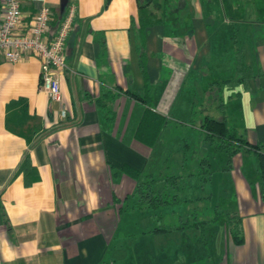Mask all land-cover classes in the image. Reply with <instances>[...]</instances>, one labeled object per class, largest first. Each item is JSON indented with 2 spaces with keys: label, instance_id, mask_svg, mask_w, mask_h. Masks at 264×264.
Instances as JSON below:
<instances>
[{
  "label": "crops",
  "instance_id": "crops-1",
  "mask_svg": "<svg viewBox=\"0 0 264 264\" xmlns=\"http://www.w3.org/2000/svg\"><path fill=\"white\" fill-rule=\"evenodd\" d=\"M171 4L151 0L160 21L148 24L139 0H69L64 11L61 0H22L24 20L51 8V33L71 8L74 15L62 102L40 89L39 58L13 63L0 54V264H109L116 240L132 233H119L122 222L137 209V180L125 168L167 174L162 164L173 155L177 133L179 173L209 159L211 172L193 175L210 191L204 198L216 200L215 211L228 205L242 218L244 242L235 243L221 225L213 249L203 247L205 260L264 264L259 160L243 149L229 167L228 154L216 152L201 128L206 114H225L248 141L264 145V0H181L176 22L168 21ZM5 10L0 0V24ZM238 50L253 76L228 87L223 82L238 76ZM131 92L150 95L151 107L170 120L153 146L136 137L147 105Z\"/></svg>",
  "mask_w": 264,
  "mask_h": 264
},
{
  "label": "rangeland",
  "instance_id": "rangeland-1",
  "mask_svg": "<svg viewBox=\"0 0 264 264\" xmlns=\"http://www.w3.org/2000/svg\"><path fill=\"white\" fill-rule=\"evenodd\" d=\"M180 2L181 0H171L172 4L168 7V21H177L178 13L176 12L181 10ZM183 17L184 14L181 15L179 20ZM208 102L211 101L208 100ZM202 103L203 105L198 104L196 107L194 117L196 124H199L204 116L202 107L207 106L205 105L207 104L206 100H203ZM181 137L182 134L179 133L174 135L173 144L171 143L173 155L170 157L169 163H166L168 161L161 163L164 169L168 166L167 174H178L180 172L177 144ZM159 156V153L158 155L155 154L152 162L153 168H156L159 164ZM191 168L195 170L196 165H192ZM184 178L185 180L179 185L180 189L177 190L180 198L178 203L166 205L158 210L137 208L130 216L129 222L126 220L122 222L119 233H132L128 237L123 235V237L116 240L118 247L114 251L111 250L107 256L110 261L109 264H165L167 262L168 264H209V261L205 260L204 254L206 251L203 250V247H206L208 252L213 249L216 232L220 229H225L220 223L209 221L205 227V235L197 228L176 230L173 231L174 233H165L164 236L160 235L159 237L154 236L153 232L149 231L159 224V221L154 216L157 213L163 215L161 223L166 224H180L182 220L192 219L194 216H197L200 220L208 221L214 215L216 200L212 201L209 197L204 198V195L210 194V191L209 189L202 190L200 177L186 176ZM164 190L172 192L169 188H164ZM199 195H202V198H197ZM221 208L222 210L220 211L223 213L230 212L228 205H223ZM205 240H207L206 243ZM162 252H164L163 259L159 258ZM114 258L117 260L115 263L113 262Z\"/></svg>",
  "mask_w": 264,
  "mask_h": 264
},
{
  "label": "trees",
  "instance_id": "trees-1",
  "mask_svg": "<svg viewBox=\"0 0 264 264\" xmlns=\"http://www.w3.org/2000/svg\"><path fill=\"white\" fill-rule=\"evenodd\" d=\"M109 1L110 0H107V3ZM150 2L151 0H139V10L141 12V17L144 18L146 15L148 24H155L160 20L148 8ZM141 66L145 72L146 65L144 60H141ZM236 67L238 76L223 82V84L228 87H234L236 84L246 83V81L253 76L252 67L247 64L245 56L241 50H238L236 53ZM131 95L136 99L142 100L147 105L138 126L136 137L139 142L148 146H153L159 141L164 127L170 122V120L165 115L151 107L150 95L147 94L146 96H141L134 92H131ZM201 128L204 131L205 140L214 147L216 152H226L228 154L229 167L232 166L233 157L243 149L257 156L262 178L261 191L264 196V145L248 141V139L235 127L229 125L225 114L222 119H217L206 114L201 122ZM28 163L29 158L27 157L18 169L17 174L23 172ZM208 165H210V160L203 159L200 163L199 169L196 171H184L183 173L164 174L156 177L154 175H143L141 172L131 167H126L125 169L128 171V175L137 180L135 191L138 195L137 208L158 210L166 205L178 203L180 199L177 190L179 189L181 179L186 176L203 175L207 171L211 172L210 170H206ZM201 167L203 169H200ZM29 183L30 182L27 180V184ZM159 183H163L164 188H169L172 192L166 191L164 188L156 189V185ZM154 216L159 221V224L153 228L152 232L169 233L176 230L197 228L204 235L206 224L211 221L225 226L233 237L235 243L242 244L244 242L242 218L235 212L223 213L216 210L211 220H200L197 216H194L192 219L188 218L187 220H182L180 224L161 223L163 216L159 213L154 214Z\"/></svg>",
  "mask_w": 264,
  "mask_h": 264
},
{
  "label": "built area",
  "instance_id": "built-area-1",
  "mask_svg": "<svg viewBox=\"0 0 264 264\" xmlns=\"http://www.w3.org/2000/svg\"><path fill=\"white\" fill-rule=\"evenodd\" d=\"M6 10L0 24V54L10 62L27 55L41 62L40 89L53 101L62 102L60 74L67 67L65 43L72 28L74 8L60 27L51 33L52 11L42 7L29 20H24L22 0H4ZM65 114V111H63Z\"/></svg>",
  "mask_w": 264,
  "mask_h": 264
},
{
  "label": "water",
  "instance_id": "water-1",
  "mask_svg": "<svg viewBox=\"0 0 264 264\" xmlns=\"http://www.w3.org/2000/svg\"><path fill=\"white\" fill-rule=\"evenodd\" d=\"M69 0H61V9L64 11Z\"/></svg>",
  "mask_w": 264,
  "mask_h": 264
}]
</instances>
